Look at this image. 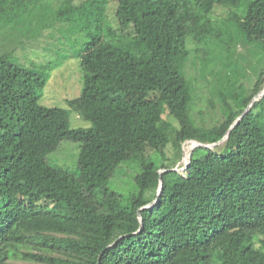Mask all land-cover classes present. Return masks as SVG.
Instances as JSON below:
<instances>
[{
	"label": "trees",
	"instance_id": "obj_1",
	"mask_svg": "<svg viewBox=\"0 0 264 264\" xmlns=\"http://www.w3.org/2000/svg\"><path fill=\"white\" fill-rule=\"evenodd\" d=\"M36 2L0 0V41ZM86 2L85 30L104 32L109 1ZM113 3L117 31L89 34L74 55L82 90L67 109L39 105L52 65L0 55V264H264V96L221 148H195L185 174L172 171L180 150L163 158L170 136L219 142L264 88V0ZM43 19L25 20L30 38ZM191 57L218 82L210 126L194 119ZM71 112L91 127L71 128ZM64 141L80 145L76 173L46 163ZM124 163L126 197L108 186Z\"/></svg>",
	"mask_w": 264,
	"mask_h": 264
},
{
	"label": "rangeland",
	"instance_id": "obj_2",
	"mask_svg": "<svg viewBox=\"0 0 264 264\" xmlns=\"http://www.w3.org/2000/svg\"><path fill=\"white\" fill-rule=\"evenodd\" d=\"M67 0H38L36 4L32 3L27 7V11L23 15V20L19 22L30 24H38V18L43 17L40 25H45L44 35L39 39L29 37V31L20 24V29L16 33L8 35L11 41H0V55L9 54L13 62L20 63L23 66L30 64L36 66L52 65L53 72L50 74L49 81L44 89L43 95L39 101V105L46 108H62L67 109V100L78 97L82 90L83 70L80 67L79 60L75 58V53L89 38L90 35L99 34L106 37V30L116 32L118 25L113 17L114 0L109 1V9H106V19H102L101 27L104 32H100L93 24L91 28L85 30L86 18L84 13L88 7L86 0H74L71 7H65ZM100 1V0H97ZM84 2L83 4H81ZM81 4V5H80ZM26 6V5H24ZM23 7H21L22 9ZM74 8V11H73ZM62 10L59 16L68 18V21H56L57 13ZM89 10V8L87 9ZM223 16L222 18H225ZM216 19V18H214ZM26 26L28 24H25ZM39 25V27H40ZM31 34V33H30ZM119 35V33H117ZM128 38V37H127ZM109 39V38H104ZM192 47V46H189ZM237 52L246 54L245 47L237 45ZM242 63L241 61H239ZM246 65V63H243ZM215 70V69H214ZM200 65H194L193 59L189 60L185 68L186 77L192 83L194 88V119L202 126H210L221 121L222 104L215 91L218 88V82L211 73L202 74ZM164 117H167L165 114ZM71 128H90L91 124L83 120L76 113H70ZM223 143V142H222ZM215 148H221V144ZM194 142H186L176 145L173 136H170L169 145L163 154L164 160L167 154L172 150H180L181 156L179 161L174 165L172 170L185 174V165L189 162V153L192 151ZM214 148V149H215ZM187 150V151H186ZM189 150V152H188ZM80 145L71 142H62L58 149L49 154L46 163L49 166L67 171L69 173L78 172V155ZM187 152V154H186ZM185 155L187 157L185 158ZM130 163H124L119 166L114 177L110 180L108 186L112 191L126 197L133 191L132 177L134 168ZM133 169V170H132Z\"/></svg>",
	"mask_w": 264,
	"mask_h": 264
},
{
	"label": "water",
	"instance_id": "obj_3",
	"mask_svg": "<svg viewBox=\"0 0 264 264\" xmlns=\"http://www.w3.org/2000/svg\"><path fill=\"white\" fill-rule=\"evenodd\" d=\"M264 96V88L262 89V91H260L257 95H255L253 97V99L250 101V103L248 104L246 110L233 122V124L230 126V128L228 129V131L226 132L225 136L217 143H213V144H202L196 141H188V142H194L195 146L193 147L192 151L189 153V162L185 165L184 170H186L188 168V165L190 164V158H191V154L193 152V150L195 148H205V149H209V150H213L217 145H219L220 143L224 142L225 140H227L230 131L233 129V127L240 121V119L243 117V115L250 109V107L252 106V104L255 101H258L259 99H261ZM186 143V142H185ZM166 170H160L159 174L165 172ZM172 171H176V170H172ZM162 191V182L160 181L158 189H157V193H156V198L154 199V201L151 204L146 205L145 207H143L142 209H146L150 206L153 205V203L155 202V200L160 196V193ZM140 220V217H139ZM113 244L109 245L108 247H111ZM99 264V262H98Z\"/></svg>",
	"mask_w": 264,
	"mask_h": 264
},
{
	"label": "bare ground",
	"instance_id": "obj_4",
	"mask_svg": "<svg viewBox=\"0 0 264 264\" xmlns=\"http://www.w3.org/2000/svg\"><path fill=\"white\" fill-rule=\"evenodd\" d=\"M195 145V144H194ZM187 151V150H186ZM188 152H189V150H188ZM186 154H187V152H186ZM187 157V155H185V158Z\"/></svg>",
	"mask_w": 264,
	"mask_h": 264
}]
</instances>
